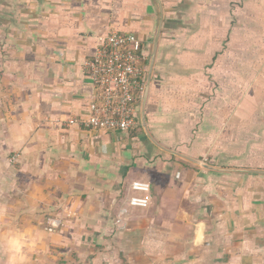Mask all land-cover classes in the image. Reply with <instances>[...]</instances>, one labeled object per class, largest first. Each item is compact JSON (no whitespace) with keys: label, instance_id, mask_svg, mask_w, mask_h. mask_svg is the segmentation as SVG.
Wrapping results in <instances>:
<instances>
[{"label":"crops","instance_id":"crops-1","mask_svg":"<svg viewBox=\"0 0 264 264\" xmlns=\"http://www.w3.org/2000/svg\"><path fill=\"white\" fill-rule=\"evenodd\" d=\"M111 31L141 43L137 126L68 125ZM0 264H264V0H0Z\"/></svg>","mask_w":264,"mask_h":264},{"label":"built area","instance_id":"built-area-1","mask_svg":"<svg viewBox=\"0 0 264 264\" xmlns=\"http://www.w3.org/2000/svg\"><path fill=\"white\" fill-rule=\"evenodd\" d=\"M141 43L132 34L111 31L99 38L94 57L83 63L95 91L96 102L85 118L67 121L88 130L129 132L137 126V104L143 89ZM17 157L10 158L15 163ZM131 195L117 210L114 224L119 226L132 209L149 205L150 185L144 181L130 184ZM56 227V223H51Z\"/></svg>","mask_w":264,"mask_h":264},{"label":"clouds","instance_id":"clouds-1","mask_svg":"<svg viewBox=\"0 0 264 264\" xmlns=\"http://www.w3.org/2000/svg\"><path fill=\"white\" fill-rule=\"evenodd\" d=\"M11 243H12L13 245H15V241H12Z\"/></svg>","mask_w":264,"mask_h":264}]
</instances>
